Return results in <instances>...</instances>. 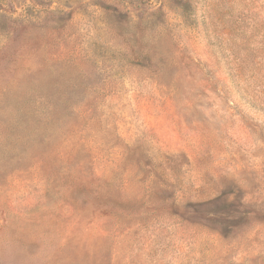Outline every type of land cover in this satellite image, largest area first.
Segmentation results:
<instances>
[{"label": "rangeland", "instance_id": "1", "mask_svg": "<svg viewBox=\"0 0 264 264\" xmlns=\"http://www.w3.org/2000/svg\"><path fill=\"white\" fill-rule=\"evenodd\" d=\"M0 264H264V0H0Z\"/></svg>", "mask_w": 264, "mask_h": 264}]
</instances>
